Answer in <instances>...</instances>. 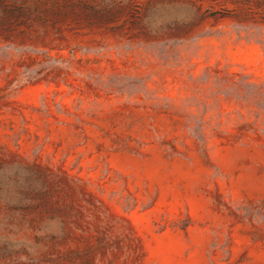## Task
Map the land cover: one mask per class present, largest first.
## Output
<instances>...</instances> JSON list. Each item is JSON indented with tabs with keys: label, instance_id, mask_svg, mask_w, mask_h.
<instances>
[{
	"label": "rangeland",
	"instance_id": "rangeland-1",
	"mask_svg": "<svg viewBox=\"0 0 264 264\" xmlns=\"http://www.w3.org/2000/svg\"><path fill=\"white\" fill-rule=\"evenodd\" d=\"M0 264H264V0H0Z\"/></svg>",
	"mask_w": 264,
	"mask_h": 264
}]
</instances>
